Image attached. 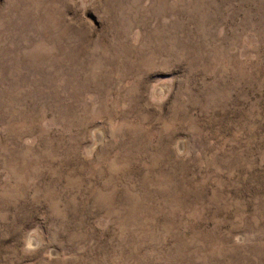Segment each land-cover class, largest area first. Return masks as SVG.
<instances>
[{"label": "rangeland", "instance_id": "rangeland-1", "mask_svg": "<svg viewBox=\"0 0 264 264\" xmlns=\"http://www.w3.org/2000/svg\"><path fill=\"white\" fill-rule=\"evenodd\" d=\"M0 264H264V0H0Z\"/></svg>", "mask_w": 264, "mask_h": 264}]
</instances>
